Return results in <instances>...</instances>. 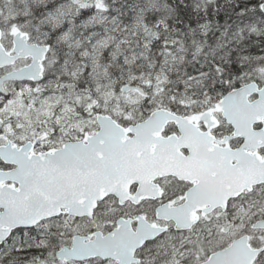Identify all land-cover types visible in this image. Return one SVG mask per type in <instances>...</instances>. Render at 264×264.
Listing matches in <instances>:
<instances>
[{"label":"snow or ice","instance_id":"snow-or-ice-1","mask_svg":"<svg viewBox=\"0 0 264 264\" xmlns=\"http://www.w3.org/2000/svg\"><path fill=\"white\" fill-rule=\"evenodd\" d=\"M0 264H264V0H0Z\"/></svg>","mask_w":264,"mask_h":264}]
</instances>
